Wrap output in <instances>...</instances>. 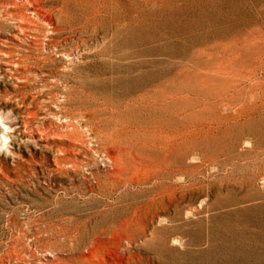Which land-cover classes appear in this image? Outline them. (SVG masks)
<instances>
[{
  "label": "rangeland",
  "instance_id": "1",
  "mask_svg": "<svg viewBox=\"0 0 264 264\" xmlns=\"http://www.w3.org/2000/svg\"><path fill=\"white\" fill-rule=\"evenodd\" d=\"M41 10L0 0V264H264V0Z\"/></svg>",
  "mask_w": 264,
  "mask_h": 264
},
{
  "label": "clouds",
  "instance_id": "2",
  "mask_svg": "<svg viewBox=\"0 0 264 264\" xmlns=\"http://www.w3.org/2000/svg\"><path fill=\"white\" fill-rule=\"evenodd\" d=\"M0 114H4L2 117H0V128L3 129V131L0 132V152L11 155V153L8 150L9 137L7 134L10 131H13V129L9 128L6 125L5 121H6L7 115H11L12 112H11V110H9L8 112L5 113V112H3V110H0Z\"/></svg>",
  "mask_w": 264,
  "mask_h": 264
},
{
  "label": "bare ground",
  "instance_id": "3",
  "mask_svg": "<svg viewBox=\"0 0 264 264\" xmlns=\"http://www.w3.org/2000/svg\"><path fill=\"white\" fill-rule=\"evenodd\" d=\"M31 6H34L35 7V12L39 15V14H42V10H41V7H42V4L44 2V0H26ZM48 21L52 22L53 23V18L52 16H49L48 18Z\"/></svg>",
  "mask_w": 264,
  "mask_h": 264
}]
</instances>
